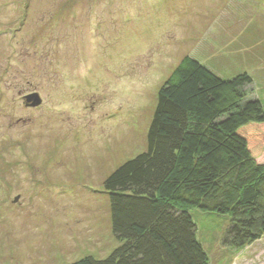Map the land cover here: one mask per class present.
I'll list each match as a JSON object with an SVG mask.
<instances>
[{
	"label": "rangeland",
	"instance_id": "374dc122",
	"mask_svg": "<svg viewBox=\"0 0 264 264\" xmlns=\"http://www.w3.org/2000/svg\"><path fill=\"white\" fill-rule=\"evenodd\" d=\"M231 2L0 0V264L103 259L120 245L104 180L145 151L159 88L197 59L192 27L214 31ZM194 221L209 264H264V235L229 246L217 214Z\"/></svg>",
	"mask_w": 264,
	"mask_h": 264
},
{
	"label": "trees",
	"instance_id": "16d2710c",
	"mask_svg": "<svg viewBox=\"0 0 264 264\" xmlns=\"http://www.w3.org/2000/svg\"><path fill=\"white\" fill-rule=\"evenodd\" d=\"M246 71L223 78L184 56L159 88L146 149L104 180L106 258L70 264H209L194 215L217 214L222 243L264 235V108ZM220 225V226H221Z\"/></svg>",
	"mask_w": 264,
	"mask_h": 264
},
{
	"label": "crops",
	"instance_id": "0c3cea01",
	"mask_svg": "<svg viewBox=\"0 0 264 264\" xmlns=\"http://www.w3.org/2000/svg\"><path fill=\"white\" fill-rule=\"evenodd\" d=\"M251 2L233 0L226 5L221 9V22L213 25L214 31L202 24L192 30L201 36L195 54L198 60L200 56L209 68L218 67L219 71L248 72L259 92L264 91V0H256L254 4L258 5L253 10L248 8ZM220 75L225 74L220 71Z\"/></svg>",
	"mask_w": 264,
	"mask_h": 264
},
{
	"label": "water",
	"instance_id": "95a60500",
	"mask_svg": "<svg viewBox=\"0 0 264 264\" xmlns=\"http://www.w3.org/2000/svg\"><path fill=\"white\" fill-rule=\"evenodd\" d=\"M24 100L26 101V105L31 107L39 106L42 103V99L37 92H31L28 95H25ZM17 199L18 198L16 197V200Z\"/></svg>",
	"mask_w": 264,
	"mask_h": 264
}]
</instances>
